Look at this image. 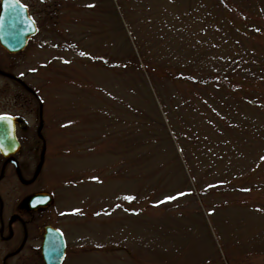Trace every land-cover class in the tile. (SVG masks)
<instances>
[{"label":"rangeland","instance_id":"374dc122","mask_svg":"<svg viewBox=\"0 0 264 264\" xmlns=\"http://www.w3.org/2000/svg\"><path fill=\"white\" fill-rule=\"evenodd\" d=\"M49 15V47L24 61L48 122L34 189L68 234L63 264H264V0Z\"/></svg>","mask_w":264,"mask_h":264},{"label":"flooded vegetation","instance_id":"af4514ba","mask_svg":"<svg viewBox=\"0 0 264 264\" xmlns=\"http://www.w3.org/2000/svg\"><path fill=\"white\" fill-rule=\"evenodd\" d=\"M65 1L15 0L16 7L4 9L6 4L0 0V18L6 21L2 24L0 19V32L7 29L16 48L11 51L0 41V113L10 115L19 144L13 154L3 156L0 152V264H46L42 252L46 227L58 228L63 234L65 255L61 264L69 251L68 234L53 223L49 208L53 197L46 207L31 209L28 203L31 195L48 192L34 189L48 161V122L44 92L26 80L34 70L25 67L24 61L30 53L47 50L49 39L41 28L50 20V6H64ZM33 28L36 32L30 33ZM49 245L53 256L58 252V242Z\"/></svg>","mask_w":264,"mask_h":264},{"label":"water","instance_id":"95a60500","mask_svg":"<svg viewBox=\"0 0 264 264\" xmlns=\"http://www.w3.org/2000/svg\"><path fill=\"white\" fill-rule=\"evenodd\" d=\"M9 6V5H7ZM6 6V7H7ZM10 7V6H9ZM10 15V14H9ZM6 23V21L4 19H2V24ZM4 28H2V32H0V41L1 43L9 50H15L16 48H14L13 44H12V38L9 35L8 30L6 29V32H4L3 30ZM35 29L33 28L32 31L30 33H34ZM25 40L22 41V43H24ZM13 125L10 124V126H8L6 123L0 122V145H2V147H0V152L6 156L9 153H14L17 148H18V142L15 139L14 136V132H13ZM45 197L46 202L43 203H38L35 204L34 206H31L33 209L39 207V206H45L49 203V195L47 194H41V195H33L28 199V202H32V201H36L38 199H41L42 197ZM43 197V198H44ZM54 232H57V238L59 242V250L57 255L54 254L53 257L51 258V252H50V246H48V242H50V235H46L45 239H44V244H43V254H44V259L46 264H60L62 257H63V253H64V241L62 239L61 234L59 233V231L52 229Z\"/></svg>","mask_w":264,"mask_h":264},{"label":"snow or ice","instance_id":"6c2138e0","mask_svg":"<svg viewBox=\"0 0 264 264\" xmlns=\"http://www.w3.org/2000/svg\"><path fill=\"white\" fill-rule=\"evenodd\" d=\"M9 2L15 3V0H4V3L7 5ZM2 19V18H0ZM0 122L6 123L8 126L11 124V117L9 114L6 113H0ZM2 147V145H0Z\"/></svg>","mask_w":264,"mask_h":264}]
</instances>
